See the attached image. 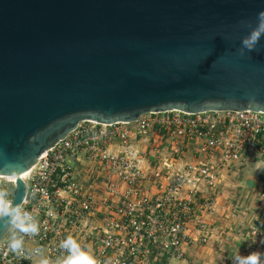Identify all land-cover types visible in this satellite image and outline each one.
I'll list each match as a JSON object with an SVG mask.
<instances>
[{"label":"water","instance_id":"1","mask_svg":"<svg viewBox=\"0 0 264 264\" xmlns=\"http://www.w3.org/2000/svg\"><path fill=\"white\" fill-rule=\"evenodd\" d=\"M261 10L264 0H0V175L16 177L14 203L22 175L82 122L264 113V36L242 46Z\"/></svg>","mask_w":264,"mask_h":264},{"label":"built area","instance_id":"2","mask_svg":"<svg viewBox=\"0 0 264 264\" xmlns=\"http://www.w3.org/2000/svg\"><path fill=\"white\" fill-rule=\"evenodd\" d=\"M154 129L177 140L198 142L199 154L219 149L223 166L242 162L245 156L264 161L262 112L171 111L145 114L134 123L82 122L42 154L25 176L28 190L21 205L38 219L41 229L37 236L24 238L29 252L24 256L8 249L9 230L0 242V264H36L38 258L30 255L35 247H41L50 261H55L61 256L59 242L69 235L87 246L97 264H167L160 258L163 255L182 259L192 225L200 231L207 228L197 208L203 207L209 216L214 213L215 204L202 189L204 184H212L216 175L208 164L173 170L165 164L147 173L136 159L109 150L114 140L128 146L135 134ZM177 148L179 151L178 144ZM82 152L107 170L102 196L78 177L72 161ZM110 176L118 178L124 188ZM155 185L158 187L153 188ZM261 198L264 200V186ZM100 206H104L103 211ZM257 251L264 253V206L240 255Z\"/></svg>","mask_w":264,"mask_h":264},{"label":"crops","instance_id":"3","mask_svg":"<svg viewBox=\"0 0 264 264\" xmlns=\"http://www.w3.org/2000/svg\"><path fill=\"white\" fill-rule=\"evenodd\" d=\"M177 144L180 146L179 151ZM108 147L112 152H124L136 159L147 173L165 164L170 165L171 170L192 164L214 167L216 179L212 184H204L202 189L204 195L213 200L214 213L209 216L203 207L197 208V214L205 218L207 228L200 231L192 225L189 241L183 247L182 259L167 258L166 255L160 258L167 264H233L231 256L243 250L248 231L251 225L258 223L259 212L264 206L261 198L264 186L263 159L245 156L242 162L223 166L219 149L207 155L199 154L198 142L177 140L168 134L159 133L158 129L148 134H135L128 146L114 140ZM72 163L79 179L84 180L98 196H102V185L107 181L108 174L101 162L91 160L86 152H82ZM110 179L124 188L115 176H110ZM111 203L117 204V200L111 199ZM99 210L103 211L104 206H100Z\"/></svg>","mask_w":264,"mask_h":264},{"label":"clouds","instance_id":"4","mask_svg":"<svg viewBox=\"0 0 264 264\" xmlns=\"http://www.w3.org/2000/svg\"><path fill=\"white\" fill-rule=\"evenodd\" d=\"M256 26L242 41L244 49L252 50L257 42L264 36V10H261L255 18ZM254 102V101H249ZM17 169L13 168L10 173H14ZM11 182L0 187V230L8 232L11 230L10 238L7 242L8 249L14 255H28L25 249L26 236H37L41 229L38 219L28 210H26L20 202H15ZM61 256L55 261L44 254L41 247H35L30 250V255L38 259L36 264H97L94 257L87 250L86 245H82L72 236H66L58 245ZM233 264H264V253L252 252L248 255L231 256Z\"/></svg>","mask_w":264,"mask_h":264},{"label":"bare ground","instance_id":"5","mask_svg":"<svg viewBox=\"0 0 264 264\" xmlns=\"http://www.w3.org/2000/svg\"><path fill=\"white\" fill-rule=\"evenodd\" d=\"M29 172H30V171L24 173V174L22 175L23 178H25V176H27V174H28ZM0 178L7 179L8 181H13V180L16 179L15 176H2V175H0Z\"/></svg>","mask_w":264,"mask_h":264},{"label":"rangeland","instance_id":"6","mask_svg":"<svg viewBox=\"0 0 264 264\" xmlns=\"http://www.w3.org/2000/svg\"><path fill=\"white\" fill-rule=\"evenodd\" d=\"M2 181L3 186H5L6 182L4 179H0Z\"/></svg>","mask_w":264,"mask_h":264}]
</instances>
